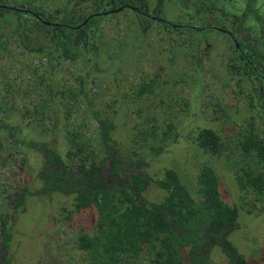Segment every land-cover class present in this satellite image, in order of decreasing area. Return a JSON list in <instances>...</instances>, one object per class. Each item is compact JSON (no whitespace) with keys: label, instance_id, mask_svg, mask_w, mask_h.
<instances>
[{"label":"flooded vegetation","instance_id":"obj_1","mask_svg":"<svg viewBox=\"0 0 264 264\" xmlns=\"http://www.w3.org/2000/svg\"><path fill=\"white\" fill-rule=\"evenodd\" d=\"M178 1L183 12L180 13L177 18L168 19L163 16L164 0H155L154 9H150L145 0H0V12L2 11L0 13V85H2L0 88V100H2L0 103V110L3 113L4 108L8 113L4 116L12 117L14 116L13 111L15 109H23L22 106L27 105L28 108L25 107V109L22 110V114L26 117L33 118V126L36 116L35 123L39 126H43V130L45 129L44 132L49 136V141L42 142L33 139H23L25 135L22 136L23 131L21 125H12L0 118V177H2L0 178V205L5 208L3 209L5 214L0 213V221L5 219L11 230V240L8 245H2L0 239V264H15L13 253L11 252V243L15 229L14 222L17 216L27 208V202L31 198L42 197L38 199L45 198L44 200H46L55 193L62 194L64 196H72L71 204L75 212L90 208L95 210L94 207L76 210L74 208V196L71 193L68 194L52 190L46 192L44 190V180H46L47 177H43V174L47 173L49 169L56 167L48 161V154L53 152L56 155H60L63 162L69 160L67 153L73 149V142L70 139L69 132L76 133L80 139H83V136L92 139L96 154H99V157L103 158L102 175L106 177L108 183L115 182L114 176L117 172L120 177L119 180L121 181H129L131 173L145 174L140 168L144 165H148L150 162L144 161L138 154H143L146 148V142L149 143V150L151 148V151L155 153L154 157H157L165 151L166 147L162 144L163 142L173 140L172 143L176 144L179 141L178 139L183 137L181 129L172 118L159 129L156 127L153 130V124L148 125L150 128L147 125L144 127L142 126L144 122L149 123L156 119L150 115V113L144 112L141 106L132 109L130 108V104L133 102H141L144 98L153 94L155 91L153 90L155 79L137 82L136 88H133L132 94H129V99L131 100L129 101L130 104L127 105L126 103L125 105V107L130 108L134 115L139 118V121L134 124V127L137 126L133 136L134 145L130 146L127 151L132 155L123 154L122 146L117 143L113 144V146L110 147L112 151L111 158L120 168L117 172L112 171L113 160L111 161L110 156L107 155L103 148L105 146L101 144L94 112H97L99 115L104 116L114 123L112 136L113 139H115L116 123L108 116L107 109L113 108L118 98L115 97L116 93H112L111 96L113 98L115 97L113 101H103L101 107L93 102L91 95L94 92L93 85L95 82H90L93 77H89V73L90 70L93 72L99 70L109 73L110 75L113 73L115 74L116 71L113 67L115 65L119 66L123 59L127 58L129 53H127V51L125 52L126 37L124 36L122 37L119 35L120 37L116 39V46L114 49H111V51L107 49L109 45H101L96 42L98 39L97 37L102 36L101 25L105 20L108 22L111 20V23L114 22L113 24L116 25L119 30L121 28L122 30L124 28H130L124 18H127V21L133 22V24H136L138 27L150 23L155 24V26L161 29V33L165 35V37L159 36L160 42H166V47L172 48V50L176 49V47L182 43L191 44L193 46V42H195V44L198 43L202 50L206 35L200 39L195 36L194 33L206 29H209L208 32L218 33L224 36V42L228 41L230 43L229 47H232L234 58H231L232 61H230V71L239 77L252 76L253 80L258 79L260 83L259 85L254 80V87L252 86V89L249 90L248 93L250 96L249 99H256L258 92L260 95H264V58H258L257 55L258 50H262L264 46H261L259 49L251 47L249 52L250 58H248L247 54L244 53L240 47L241 39L244 40L242 37L243 34L247 36L248 41L252 37L255 39L264 38V9L261 8L259 12L258 0H241L244 5L239 15L234 17V19L224 18L225 21L222 26L218 25L217 22L210 17V13H212L213 10L215 11L220 8V6L211 2V0ZM222 1L228 4V0ZM199 2L205 5L204 10L201 8L196 10ZM189 9L190 13H188ZM8 13H12L11 15L15 17H17V15L20 17H17L16 20L15 18H3L4 14ZM185 15L192 16V19H197L198 25L194 24L196 23L195 21H193L194 23L185 22ZM100 16H104V19L98 21L97 29H95V31L88 29L90 21ZM117 17L119 19H117ZM246 19L247 21L250 20L252 23H255L253 24L255 26L254 32H250L249 30H245L246 32H244L241 29L237 30V24H240L241 21ZM142 22L145 23L142 24ZM218 27L221 28L219 29ZM247 28H250V26ZM170 32L173 33L172 36L167 35ZM78 34H80V36ZM94 35L95 37L93 38ZM81 36H83V39L91 42V44L83 46L81 44ZM68 43L71 47L68 46ZM93 45L97 47L96 56H91L85 52ZM217 48L224 50V43L223 46L221 45ZM203 51L204 50H202V52ZM94 60L96 62H94ZM19 62L22 64H19ZM234 66L238 68L237 71L234 70ZM100 67L105 68L100 70ZM258 67L261 69L260 71H257ZM63 70L71 74L72 82L70 81V83H68L65 79L62 86H58L53 76L59 72H63ZM239 80L240 78L237 79V82H239ZM45 85L53 86V98L49 96V87H45ZM69 89H72L76 94L74 102L72 103L68 98L60 94L61 90L68 91ZM80 89H82V92H79ZM57 97H59V99H57ZM4 101H6V103H4ZM29 105H31V107ZM67 105L69 106L68 112ZM164 107L168 108L169 105H164ZM221 109L222 106H220V104L213 106L214 112H219ZM257 109L259 110V116L261 115L260 108ZM84 112L85 116L83 115ZM80 113L82 117L78 118ZM253 113H255V110ZM86 117H89V120L85 119ZM13 118L16 119L15 116ZM252 118L254 119L253 116H250L249 118H242L239 120L240 123H237L234 128L229 130V135L232 136V134L239 129L246 127L247 123L252 121ZM254 120L256 123V119ZM236 122H238V120H236ZM262 122H264V118L261 119L258 125H262ZM89 124H93V131L88 129L90 126ZM205 127L219 134L210 126L205 125L199 127L197 133L201 128ZM3 132L5 133L7 143L11 144L12 147V150L6 155H2L4 140H1V134ZM197 133L195 134L197 135ZM219 135L224 138L221 134ZM229 135L226 136L229 137ZM61 136H63L65 140V146L60 144L59 138ZM227 137L224 139H228ZM157 139L160 143L153 141ZM196 146L198 147L197 144ZM198 148L201 149L200 147ZM26 149L37 151L39 154L37 156H40V164L35 178H29L25 173L26 166L28 167L31 165H27L29 154L33 155L30 150L28 151ZM201 150L208 156L213 157L227 153V151H224L215 156L206 153L203 149ZM136 156H139L140 159L135 161L134 158ZM133 162H135L134 165L132 164ZM131 165L133 166L132 170ZM16 172L19 173V176H17ZM162 176L160 178H162ZM152 185L156 184L153 183ZM24 187L27 188L30 194L21 207L14 208L8 203V199L16 195ZM49 200H46L47 203H50ZM61 211L67 213V218L71 216L70 213L72 210L68 213L66 208L63 210L61 207ZM81 230L84 229L79 228L75 232V237L71 238V240L75 241V248L81 253V260H83L85 264L84 253L76 244L77 235ZM138 260L139 259L136 261ZM136 261H134L133 264ZM51 264L60 263L56 262Z\"/></svg>","mask_w":264,"mask_h":264},{"label":"rangeland","instance_id":"obj_2","mask_svg":"<svg viewBox=\"0 0 264 264\" xmlns=\"http://www.w3.org/2000/svg\"><path fill=\"white\" fill-rule=\"evenodd\" d=\"M145 1L150 9H154L155 0ZM211 2L220 6L218 10H213L210 13V17L220 26L223 25L224 18L234 19L238 16L244 5L241 0H228V4L222 0H211ZM197 5L196 10L199 8L204 10L205 5L202 2ZM258 7L260 8H258L259 12L261 8L264 9V0H258ZM163 8V16L168 19L177 18L183 12L178 0H164ZM188 13H190V9ZM11 14H4L3 18H15L16 20L17 17H20ZM100 19H104V16L93 18L88 25V29L95 31ZM117 19L119 18L117 17ZM124 20L130 28L119 30L113 24L114 22L111 23V20H109L110 22L105 20L101 25L102 36H98V39L95 40L101 45H109L107 49L111 51L115 48L118 37H126L125 52L129 53L127 58L123 59L119 66L115 65L113 67L116 71L115 74L113 73L114 75L99 70L96 72L90 70L89 73V77H93L90 82H95L93 85L94 92L92 91L93 94L91 95L93 102L101 107L103 101H113L115 97L118 98L113 108L107 109L108 116L116 123V143L122 146L123 154L132 155L127 151L130 146L134 145L133 136L137 127H134V124L139 121V118L134 115L130 108L136 109L137 106H141L144 112L150 113L156 120L149 123L144 122L142 126L153 124V130L156 127L157 129L161 128L172 118L181 129L183 137L178 139L179 141L176 144L172 143L173 140L163 142L162 144L166 147L165 151L157 157H154L155 153L151 151V148L149 150V143L146 142L145 151L143 154L138 155L144 161L150 163L140 169L155 180L162 176L165 168H172L181 176L188 189L195 193V176L200 166L207 163L218 173L223 200L229 204H238L243 199V192L239 188L235 176V167H238L234 165L236 156H233V152L216 157L208 156L196 146L195 133H197L199 127L205 125L210 126L226 138V135L230 133L229 130L240 123L239 120L242 118L246 119L253 116L256 119V124H259L261 119L264 118V95H260L258 92L256 99H249L248 94L255 79L253 80L252 76L239 77L230 71V61H232L231 58H234L232 47L230 46V48V43L228 41L224 42V36L218 33L208 32L209 29L194 33L200 39L206 35L202 47L203 52L200 45L195 44V42H193V46L187 43L179 44L176 49L172 50V48L166 47V42H160L159 36L165 37V35L161 33V29L155 24H146L141 28L133 22L127 21V18H124ZM184 20L185 22L195 21L196 23H193L198 25L197 19H192V16L185 15ZM144 23L142 22V24ZM251 23L247 19L241 21L240 24H237V30L254 32L255 26L253 24L255 23ZM249 26L250 28H247ZM78 35L80 36V34ZM167 35L172 36L173 33L170 32ZM242 37L244 40L241 39L240 47L248 58H250L251 47L259 49L264 46L263 37L256 39L252 37L249 41L245 34ZM81 39L83 46L91 44V42L83 39V36H81ZM223 43L224 50L217 48L223 46ZM68 46L71 47L69 43ZM96 51L97 47L93 45L85 52L91 56H96ZM257 55L258 58H264V48L258 50ZM94 62L96 61L94 60ZM19 64L22 63L19 62ZM104 68L100 67V70ZM260 70L258 67L257 71ZM53 77L58 86H62L65 79L68 83L72 82L71 74L64 70ZM153 78L155 79L154 93L141 102L130 104L129 94H132V89L136 88V83L149 81ZM238 78H240L239 82H237ZM255 81L260 85L258 79ZM112 93H116L114 98L111 96ZM1 102L2 100H0ZM126 103L127 105L130 104V108L125 107ZM167 104L169 107L165 108L164 105ZM216 104L222 106L221 111H213V106ZM29 106L31 107V105ZM25 107L28 108L27 105L22 106L23 109ZM257 108H260L261 115L259 116ZM23 109L13 111V115L16 117L14 119V116H4L8 113L3 108V113L0 110V118L9 124L21 125L22 136L25 135L23 139H33L38 142L49 141V136L44 132L43 126L35 123L36 116L33 126V118L24 116L22 114ZM254 110L255 113H253ZM83 115L85 116V112ZM80 117H82L81 113L78 115V118ZM85 119L89 120V117ZM89 125L88 129L93 131V124ZM5 137L3 132L1 134V140H4L2 155H6L12 150L11 144L7 143ZM229 138L228 140L232 141L233 137L229 135ZM59 141L60 144L65 146L63 136L59 138ZM153 141L160 143L158 139ZM26 150L29 151L30 149ZM30 151L33 155L29 154L27 165L31 164L32 166H26L25 173L29 178H35L40 164V156H37L39 155L37 151ZM139 156H136L134 160L140 159ZM134 163L132 164L134 165ZM163 195L164 191L162 189L152 185L143 194V197L151 201H160ZM38 198L42 197L31 198L27 202V208L17 216L14 222L15 229L11 252L15 264H51L56 262L60 264H84L81 260L82 255L75 248V241L71 238L75 237V232L79 228L89 233L93 232L96 220L95 210L90 208L79 212L73 211L72 196L55 193L46 199L51 198L50 203H47L44 200L45 198ZM257 204L251 211L243 209L240 212L239 226L230 237L249 264H264V203L258 201ZM61 207L63 210L66 208L68 213L72 210L69 218L66 217L67 213L61 211ZM250 207L251 203L247 201L246 208ZM3 209H5L4 206L0 205V213L5 214ZM134 264L149 263L145 259H139ZM184 264L190 263L185 259ZM210 264H227V261L221 252L215 249L212 252Z\"/></svg>","mask_w":264,"mask_h":264},{"label":"trees","instance_id":"obj_3","mask_svg":"<svg viewBox=\"0 0 264 264\" xmlns=\"http://www.w3.org/2000/svg\"><path fill=\"white\" fill-rule=\"evenodd\" d=\"M45 87H49L48 94L53 98V86ZM60 94L71 103L76 97L72 89L61 90ZM94 116L101 144L112 161L114 123L97 112ZM69 135L73 149L67 153V162L58 154H48V161L56 167L43 174L47 177L44 190L73 194L76 210L95 208L94 231L81 230L76 239L85 264H133L137 259L149 264H184L185 259L190 264H210L215 249L228 264H249L230 237L239 226L240 212L251 211L258 201L264 202V122L259 126L252 118L246 127L232 134V141L206 127L195 138L198 147L210 155L227 151L236 156V161L232 158L238 166L235 176L243 192L238 204L223 200L218 173L209 164H202L195 176V193L173 169H165L158 180L131 173L129 181H121L117 172L120 167L114 160L115 182L108 183L102 175L103 158L96 154L92 139H80L73 132ZM153 183L164 190L160 201L143 197ZM29 194L24 187L8 203L21 207ZM247 201L250 208H246ZM0 239L4 246L11 240L5 219L0 221Z\"/></svg>","mask_w":264,"mask_h":264}]
</instances>
